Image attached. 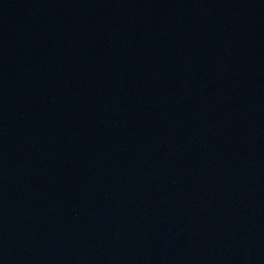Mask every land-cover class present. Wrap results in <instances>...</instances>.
<instances>
[{"label": "water", "instance_id": "water-1", "mask_svg": "<svg viewBox=\"0 0 264 264\" xmlns=\"http://www.w3.org/2000/svg\"><path fill=\"white\" fill-rule=\"evenodd\" d=\"M0 264H264V0H0Z\"/></svg>", "mask_w": 264, "mask_h": 264}]
</instances>
